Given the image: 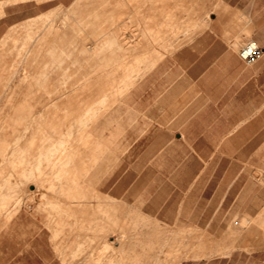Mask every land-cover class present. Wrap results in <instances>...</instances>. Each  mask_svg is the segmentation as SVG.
I'll return each instance as SVG.
<instances>
[{"label": "rangeland", "instance_id": "obj_1", "mask_svg": "<svg viewBox=\"0 0 264 264\" xmlns=\"http://www.w3.org/2000/svg\"><path fill=\"white\" fill-rule=\"evenodd\" d=\"M179 1L32 0L26 10L8 18V23L0 26V89L5 88L15 73L14 70L19 69V76L9 83L11 91H16L11 93L13 101L10 106L12 109L17 108V113L23 115L26 121H31L30 125L35 127L28 131L26 144L32 134L36 135L34 143L26 146L29 149L26 161L21 165H13L8 161L7 173L22 169L33 170L34 156L47 150L50 144L65 134L85 107L102 94L104 85H114L110 88L109 104L101 108L103 110L86 125L85 131L76 130L80 136H84L89 150L92 141L96 149V137L95 134L91 135V128L95 130L99 117L129 90L132 82L124 88L120 84L124 74L128 71L132 72L133 78L137 77L140 72L135 69L148 61L150 53L158 50L155 56L162 54L155 71L149 74L132 100L110 121V125L121 128L112 147L115 149L120 144L127 148L119 166H115L104 181L98 182L102 192L118 201L122 215L129 209H140L157 219L166 229L165 233L125 232V239L132 240L131 244L139 245L126 248L125 261L138 250L141 253L147 252L141 256L146 264H157L159 259L163 264H177L183 257H187L185 261H191L197 259L192 257L225 254L233 249L227 246L229 244L250 251L264 249V210H259L257 214L239 213L222 237L189 224L187 218L181 216L180 201L188 184L190 169L186 167L189 153L183 150L184 146L178 140L182 122L180 113L182 108L185 113L188 109L190 84L193 85L203 74L197 70V65L201 67L212 58L208 43H211L213 33H220L238 54L240 48L251 39L246 34L234 46L235 38L225 32L228 21L229 24L237 22H233L237 20L236 12L228 7L218 9L215 4L219 0H183L192 5L188 7H182L178 4ZM197 3L205 5L208 12L204 15H207V19L219 20L216 31L209 27L206 29L205 24L182 22L187 16H192V12L193 15L201 14L202 9L193 7ZM190 18L192 17L188 19ZM181 32H188L183 40L178 36ZM4 35L6 36L3 37ZM29 35L32 38L40 36L31 55H27L25 51L32 40L28 39ZM111 37H115L121 47L109 44ZM189 37L194 38L187 43ZM55 46L58 47L54 50L56 55L64 51V61L50 78L55 80L49 82L46 88L62 91L65 87V69L70 74V83L85 85L83 95L69 103H63L44 92L38 97L32 96L34 92L25 94L31 88L35 91V80L40 70L48 69L51 60L49 51ZM30 73L33 74L28 79ZM88 77L93 80L87 81ZM105 133L109 135L110 131L106 130ZM85 150L86 147L79 150L75 159L67 166L61 161L59 167L41 171L36 177H29L27 188L22 193V205L32 202L13 220L11 228L3 233L0 240V264H62L63 260L59 258L61 254L51 240V232L45 226L46 216L35 212L39 202L50 207L57 205L52 204L53 199L38 200L33 192L56 191L62 198V203H74V199L69 200L68 192L75 186L72 177L84 170ZM12 153H9V157ZM218 159H222L221 165L216 169L218 175L226 173L231 178L243 163L246 165V173L251 174L256 181L252 186L259 184L264 188V151L217 153L215 162ZM233 159H236V165L230 164ZM213 168L212 165L209 170H214ZM53 169L59 176L68 169L63 181L64 190H56L58 182L54 178L55 184L46 180L53 177ZM3 176L4 174H0V178ZM41 197L46 196L42 194ZM5 229L7 228H1L0 234ZM181 229L183 232H177ZM119 235L120 233L114 232L108 238L115 242ZM65 236L69 240L73 237L66 233L59 239ZM147 238H153L156 247H143ZM99 240L98 236L93 241V247L100 245ZM87 245L92 244L88 242ZM101 253L104 257L94 264H108L105 260L108 253L104 250ZM65 263L74 262L68 260Z\"/></svg>", "mask_w": 264, "mask_h": 264}, {"label": "crops", "instance_id": "obj_2", "mask_svg": "<svg viewBox=\"0 0 264 264\" xmlns=\"http://www.w3.org/2000/svg\"><path fill=\"white\" fill-rule=\"evenodd\" d=\"M29 2L32 0H0V26L8 23V18L26 10ZM179 2L182 7L192 6L183 0ZM215 6L218 9L228 7L236 12L237 20L233 22H237L229 24L228 21L225 32L235 38L234 46L247 34L250 35L249 41H255L264 48V0H219ZM193 7L202 9L201 14L193 15L192 12V16H187L182 22L205 24L206 29L209 27L216 31L219 20L206 18L205 5L197 3ZM189 17L192 18L188 19ZM187 34L188 32H181L178 36L183 40ZM193 38L189 37L187 43ZM208 46L212 58L201 67L197 65V70L203 74L193 85L190 84L188 109L185 113L182 108L180 113L182 122L178 140L184 146L183 150L189 153L186 167L190 169L180 207L182 218L186 217L189 224L222 237L239 213L257 214L259 210H264V188L259 184L252 186L256 181L251 174L246 173V165L242 163L239 171L229 178L226 173H216L222 159L216 162L214 160L217 153L264 151V54L255 62L247 63L217 32L212 34ZM157 51L150 53L148 61L135 69L140 74L132 80L129 90L99 117L95 130L91 128V135L95 134L96 137V149L94 141L91 142L90 150L86 144L84 170L72 177L75 186L68 193L69 200L74 199V203L68 202L69 207L65 208L56 191L33 192L38 200L53 199L52 204L57 205L50 207L39 202L35 212L46 216L45 226L51 232V240L61 254L62 259L60 256L59 258L63 260L62 264H67L65 262L68 260L73 261L72 264L76 260L77 264H94L104 257L101 250L108 253L105 258L108 264H120V261L126 259V248L139 246L131 244L132 240L125 239V232L166 231L157 219L151 218L140 209H129L122 215L118 201L98 187V182L104 181L111 170L119 166L127 148L120 144L115 149L112 147L121 133V128L110 125V121L132 100L149 74L155 71L157 61L162 58V54L155 56ZM106 130L110 131L109 135L105 133ZM236 163V159L230 161V164ZM212 165L214 170H209ZM40 194L46 197H41ZM31 202L28 201L18 208L1 227L7 229L1 232L0 240L3 233L13 225V220ZM114 232L120 235L115 242H111L108 237ZM66 233L73 237L70 240L66 236L59 239ZM98 236L101 243L93 247V241ZM88 242L92 245H87ZM144 242L143 247H156L153 238H147ZM227 246L233 249L225 254L192 257L197 259L191 261H185L186 257L177 264H264V249L250 251L236 248L232 244ZM138 252L141 253L139 250Z\"/></svg>", "mask_w": 264, "mask_h": 264}, {"label": "bare ground", "instance_id": "obj_3", "mask_svg": "<svg viewBox=\"0 0 264 264\" xmlns=\"http://www.w3.org/2000/svg\"><path fill=\"white\" fill-rule=\"evenodd\" d=\"M29 38L32 40L25 50L27 55H31L33 53V50L38 45L37 42L40 36L37 35L36 37L32 38V36L29 35L28 39ZM117 42L118 41L115 37H111L109 39V44H117L118 48L121 47V44H118ZM57 48L58 47L55 46L52 48V50L49 51V54L51 55L49 67L47 70H40L41 72L35 80L36 86H33L36 88L35 91L34 88H31L25 92L26 95H28V93L31 94L34 92L32 96L38 97L41 95V93L44 92L51 95L52 97H55L59 101H63V103L72 102L73 100H75V98L81 97L83 95L82 91L85 85L81 86L70 83V74L66 72V69L63 73V85L65 87L62 91L58 92L53 88H46L49 82H53L55 80L50 78L52 74L59 69V65H61L64 61V51H62L58 55L54 53V50H56ZM14 72V74L11 76L10 81L5 85V88L3 90L0 89V174H4V176L0 178V228L8 221V219L16 212V210L22 206V193L27 188V184L29 181L28 179L30 176L34 175L36 177L38 176L37 173H41V171L44 172L46 170L59 167V165H61V161L65 166H67L72 163V161L75 159L74 157L79 153V150L81 151V149H85L86 142L84 140V136H80L77 131H85L87 128L86 125H88L90 121L95 119L103 110L101 108L109 104L111 97L110 88L114 87V85H110V87L109 85H104L102 87V94L96 99L92 100V102H90L85 107L83 113L78 116L75 121H73L65 134L61 136V138L50 144L47 147V150L34 156L35 158L32 162L34 168L33 170L22 169L19 172L11 171L7 173L6 165L8 161L13 165H16L17 163L21 165L24 161H26L27 152L29 150L28 148H26V146L33 144L34 138H36V135L32 134L28 143L26 144L25 137L28 134V131L34 130L35 127H33L34 125H30L31 121H26L23 115H19L17 113V108L12 109V107L10 106L11 101H13L11 93L14 94L16 91H11L9 83H11L13 79L19 76V69H15ZM32 74L33 73H30L27 78L31 79ZM133 79L134 78L132 72L127 71L124 74L123 78L120 80L122 88L128 86L129 82H132ZM86 80L91 81L93 79L91 77H88ZM117 85H119V83ZM20 91L23 92V90ZM122 93L123 92H121V94ZM55 103L58 102L55 100ZM29 115L31 116V113ZM77 126H79L80 128H77ZM77 135L79 136L76 137ZM10 152H13L11 157H9ZM66 171H63L59 176L58 172L53 169V177H49L46 180L50 181V183L53 182V184H55V179L58 182L56 190H64L65 182L63 183V181ZM67 181H69V179H67ZM51 186L53 189H55L54 185ZM67 206L68 203L65 204V208ZM146 253L147 252L139 254L137 253L134 255L131 254L128 260L120 261V264H146V261L141 257ZM156 263L163 264L160 259L157 260Z\"/></svg>", "mask_w": 264, "mask_h": 264}, {"label": "built area", "instance_id": "obj_4", "mask_svg": "<svg viewBox=\"0 0 264 264\" xmlns=\"http://www.w3.org/2000/svg\"><path fill=\"white\" fill-rule=\"evenodd\" d=\"M263 54L264 48L259 46L255 41H248L239 51L240 57L247 63L255 62Z\"/></svg>", "mask_w": 264, "mask_h": 264}]
</instances>
